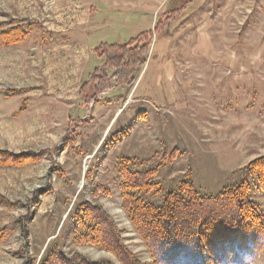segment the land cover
<instances>
[{"label":"rangeland","instance_id":"1","mask_svg":"<svg viewBox=\"0 0 264 264\" xmlns=\"http://www.w3.org/2000/svg\"><path fill=\"white\" fill-rule=\"evenodd\" d=\"M184 2L158 16L154 32L155 0H0V23L32 25L27 42L0 50V151L44 152L32 165L0 168L10 205H0V232L21 223L0 240V264H38L54 247L120 264L74 242L83 202L101 207L130 253L151 264L121 208L122 160L156 172L160 194L150 201L181 182L201 196L252 182L247 167L264 158V0H209L191 16L199 2ZM143 32L144 66L125 79L119 66L100 70L107 83L82 88L104 65L100 47ZM96 188L104 192L93 197ZM252 191L264 214L254 182Z\"/></svg>","mask_w":264,"mask_h":264},{"label":"trees","instance_id":"2","mask_svg":"<svg viewBox=\"0 0 264 264\" xmlns=\"http://www.w3.org/2000/svg\"><path fill=\"white\" fill-rule=\"evenodd\" d=\"M13 24L0 23V50L12 49L29 39L32 25ZM157 25L155 23L154 32ZM148 35L149 32H143L125 44L100 47L99 56H104V65L89 76L82 88L105 85L106 73L100 77V70L119 66L124 74L120 79H125L131 68L144 66L149 50ZM43 157L44 152L11 154L0 151V168H23ZM133 165L131 160H122L119 171L121 208L145 247L151 264L257 262L264 251V214L251 200V195L254 182L256 192L264 201V158L248 165L252 182L245 179L215 196H201L191 182H181L177 190L162 194L159 201L149 200L160 194L159 184L154 182L156 172L134 171ZM102 192L96 188L92 195L98 197ZM0 205L10 206L1 196ZM72 219L77 245L112 253L120 264H141L123 244L114 221L101 207L80 203ZM18 223L5 227L0 232V240L18 228L21 225ZM38 264L105 263L88 262L78 254L66 255L54 247L44 252Z\"/></svg>","mask_w":264,"mask_h":264},{"label":"crops","instance_id":"3","mask_svg":"<svg viewBox=\"0 0 264 264\" xmlns=\"http://www.w3.org/2000/svg\"><path fill=\"white\" fill-rule=\"evenodd\" d=\"M151 2L153 1V0H150ZM184 1H186V0H155V5H156V7L155 8H153L152 9V15H153V18L152 19H154L155 20V23L158 21V16H160L161 14H165V13H167V12H169V11H176L178 8H176L177 6V3H184L185 4V2ZM201 1V2H200ZM211 1V0H210ZM172 2H174V4L172 3ZM188 2H190L191 3V1L190 0H188ZM197 2H199L198 3V6L197 7H194L191 11H190V13L188 14V16H191V15H193V14H195L196 13V11H197V13H199L200 11V9L201 8H203L204 6H206V5H208L209 3V0H197L196 2H194L195 4L197 3ZM171 4H173L172 6H174V9L171 7ZM183 9V8H182ZM199 11V12H198ZM91 12H92V4L90 5V8H89V15H91ZM203 15V13L200 15V16H202ZM151 18V17H150ZM89 26L91 25V23H89L88 24Z\"/></svg>","mask_w":264,"mask_h":264},{"label":"built area","instance_id":"4","mask_svg":"<svg viewBox=\"0 0 264 264\" xmlns=\"http://www.w3.org/2000/svg\"><path fill=\"white\" fill-rule=\"evenodd\" d=\"M192 2H196L197 0H191Z\"/></svg>","mask_w":264,"mask_h":264}]
</instances>
